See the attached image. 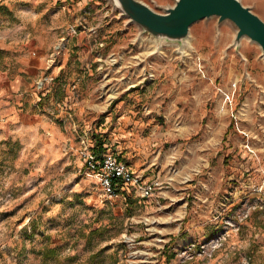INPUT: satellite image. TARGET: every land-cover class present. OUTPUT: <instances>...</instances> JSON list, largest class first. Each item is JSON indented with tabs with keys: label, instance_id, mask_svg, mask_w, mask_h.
I'll list each match as a JSON object with an SVG mask.
<instances>
[{
	"label": "rangeland",
	"instance_id": "obj_1",
	"mask_svg": "<svg viewBox=\"0 0 264 264\" xmlns=\"http://www.w3.org/2000/svg\"><path fill=\"white\" fill-rule=\"evenodd\" d=\"M235 35L212 17L160 42L111 0H0V264H264V56ZM85 131L153 193L110 197Z\"/></svg>",
	"mask_w": 264,
	"mask_h": 264
},
{
	"label": "water",
	"instance_id": "obj_2",
	"mask_svg": "<svg viewBox=\"0 0 264 264\" xmlns=\"http://www.w3.org/2000/svg\"><path fill=\"white\" fill-rule=\"evenodd\" d=\"M173 4L155 3L153 8L143 0H111L114 7L136 23L141 33L160 42L179 43L187 41L191 26L203 19L217 18V27L230 21L236 27L231 46L237 49L242 38L248 37L261 46L264 56V19L253 6L242 0H173Z\"/></svg>",
	"mask_w": 264,
	"mask_h": 264
},
{
	"label": "built area",
	"instance_id": "obj_3",
	"mask_svg": "<svg viewBox=\"0 0 264 264\" xmlns=\"http://www.w3.org/2000/svg\"><path fill=\"white\" fill-rule=\"evenodd\" d=\"M230 99L231 95L227 94V100ZM80 138L86 168L100 181L110 197L133 192L147 197L153 193L156 183L144 184L143 176L137 174L123 159L94 150L89 131H85Z\"/></svg>",
	"mask_w": 264,
	"mask_h": 264
},
{
	"label": "crops",
	"instance_id": "obj_4",
	"mask_svg": "<svg viewBox=\"0 0 264 264\" xmlns=\"http://www.w3.org/2000/svg\"><path fill=\"white\" fill-rule=\"evenodd\" d=\"M261 0H242V2L246 5L253 6V9L255 11V5L259 4ZM162 2H168V0H162ZM256 12V11H255Z\"/></svg>",
	"mask_w": 264,
	"mask_h": 264
},
{
	"label": "trees",
	"instance_id": "obj_5",
	"mask_svg": "<svg viewBox=\"0 0 264 264\" xmlns=\"http://www.w3.org/2000/svg\"><path fill=\"white\" fill-rule=\"evenodd\" d=\"M103 141L100 140L99 143L97 145L94 144L93 149L99 152H105V147L103 146Z\"/></svg>",
	"mask_w": 264,
	"mask_h": 264
},
{
	"label": "bare ground",
	"instance_id": "obj_6",
	"mask_svg": "<svg viewBox=\"0 0 264 264\" xmlns=\"http://www.w3.org/2000/svg\"><path fill=\"white\" fill-rule=\"evenodd\" d=\"M187 40H188V39H187ZM185 42H186V41H185ZM187 44H188V43H187ZM184 45H185V44H184ZM184 45H183V46H184ZM182 48H183V47H182ZM182 48H181V49H182ZM186 48H187V47H186ZM183 51H184V50H183ZM183 51H180V52L182 53ZM184 52H185V51H184Z\"/></svg>",
	"mask_w": 264,
	"mask_h": 264
}]
</instances>
